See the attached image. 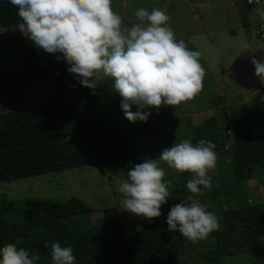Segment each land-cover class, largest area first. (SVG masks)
I'll list each match as a JSON object with an SVG mask.
<instances>
[{
	"label": "trees",
	"instance_id": "obj_1",
	"mask_svg": "<svg viewBox=\"0 0 264 264\" xmlns=\"http://www.w3.org/2000/svg\"><path fill=\"white\" fill-rule=\"evenodd\" d=\"M252 6L246 3L247 10ZM17 13L9 0H0V27H17L21 23ZM21 65V74L0 78V97L23 93L29 81L46 77L55 81L57 97H53L48 113L25 108L0 112V182L61 174L94 164L108 166L116 161L126 178L128 168L139 163L137 156L153 147L144 129L130 128V123L114 117L111 112L118 101L101 110L95 90L82 87L68 72L67 64L51 62L45 66L33 49L25 48ZM217 122L214 117L200 124L201 135L192 143L204 139L214 143L216 151L224 148L228 140L232 141L230 155L236 181L221 183L233 188L235 183H241L238 171L243 170L244 179L250 180L258 168H264V142L247 143L253 140L250 128L258 123L256 118L235 119L231 134L219 132ZM64 124L78 129V141L63 139ZM123 125L129 131L115 129L124 128ZM139 140L149 147H138ZM220 191V186L209 190L210 200L220 197ZM243 201L244 196L238 208H216V212L205 207L218 216L220 225L209 236L215 244L205 253L207 263L216 264L222 256L259 249L264 244V204L245 205ZM168 212L162 211L160 218L146 220L144 225L128 230L117 207L103 210L99 213L101 219L96 221L92 219L96 212L75 197L64 202L40 199L15 202L1 195L0 247L15 243L18 248L35 252L40 257L37 264H52L53 243L71 246L76 257L74 264H179L174 252L179 255L181 246L189 241L167 230Z\"/></svg>",
	"mask_w": 264,
	"mask_h": 264
},
{
	"label": "rangeland",
	"instance_id": "obj_2",
	"mask_svg": "<svg viewBox=\"0 0 264 264\" xmlns=\"http://www.w3.org/2000/svg\"><path fill=\"white\" fill-rule=\"evenodd\" d=\"M256 1L257 3L247 10V0H112L113 10L122 16L125 27H131L137 22L135 12L141 7L149 11L157 7L164 10L171 18L170 26L175 32L176 39L183 40L190 50L200 53L199 62L205 69V76L203 90L193 101L175 108L162 106L158 110L144 109L150 112L147 122L137 120L135 123H130L125 119L120 107V97L112 91L111 81H101L95 89L99 108L103 110L109 104L118 101L119 104L111 112L115 114L114 117H120L124 123H130V128L138 126L139 129L140 126L144 129L145 137L152 138L151 146L155 149L170 148L174 143L184 139L193 142L195 137L201 135L200 124L214 115L219 118L227 117L224 122L220 120L217 122V130L223 132L232 129L231 121L234 119L243 120L245 116L256 118L258 123L250 128L253 140L247 143L251 144L258 140L264 142L261 135L264 134L262 133L264 119H261L264 117V103L261 102L264 101V82L256 77L254 66L251 64L252 57L256 55H260L257 60L264 59V56L258 53L259 47L263 46L264 49V35L260 37L257 34L258 22L264 18L252 12L253 9L264 10V0L254 2ZM235 4H240L245 12L244 20ZM244 23L247 25L246 28ZM260 23L262 25L259 29L264 34V21ZM25 48L33 49L39 61L45 66L51 62L67 64L60 54H49L36 48L33 42L21 33L18 26L0 27V78L21 74L23 71L21 53ZM53 97H57L55 81L46 77L30 83L23 93L0 97V112L25 108L40 114L48 113L52 109ZM191 104L195 107L192 109L195 110L193 118L197 119L194 122L187 116ZM131 110L135 112L137 108L133 106ZM192 124L198 126L188 127ZM123 127L115 129L129 131L128 126L123 125ZM62 131L63 139L73 143L79 140L78 129L73 125L64 124ZM95 132L98 133V129ZM230 142L231 140H228L227 143ZM133 144L135 146L134 142ZM137 146L149 147L143 141L138 142ZM137 159L139 163H143L146 157L137 156ZM243 172V170L238 171L237 177L241 183H235L233 188L231 184H220L221 196L213 201L210 200L212 195L209 190H203V194L195 195L194 199L200 200L203 206L209 207V210L214 209L215 212L216 208H238L240 198L243 196L242 203L245 205L258 202L264 204V169L258 168L255 177L253 176L254 179L250 180L244 179ZM117 173L121 174L117 165L103 167L101 164H94L61 174L4 181L0 182V196L4 195L7 201L15 202L27 199L64 202L75 197L96 212L92 219L97 221L100 217L99 213L114 204L108 193L114 183L115 187L117 185L119 177ZM212 173H224L226 181H236L233 168L225 163L216 165L210 174ZM221 177V175L211 177L213 187H217ZM253 189L257 191L258 196L255 197L257 194L251 196ZM129 220L132 222L130 218ZM130 222L128 220L125 222L128 230L131 229ZM214 244L215 242L210 238L195 245L188 242L181 246L178 252L180 254L176 256L177 252H174L173 257L176 261L178 257L179 264H210L205 260V253H208ZM216 264H264V244L259 249L222 256Z\"/></svg>",
	"mask_w": 264,
	"mask_h": 264
},
{
	"label": "clouds",
	"instance_id": "obj_3",
	"mask_svg": "<svg viewBox=\"0 0 264 264\" xmlns=\"http://www.w3.org/2000/svg\"><path fill=\"white\" fill-rule=\"evenodd\" d=\"M9 2L18 9L21 33L36 48L60 54L82 87L95 90L101 81H111L130 123L147 122L150 112L144 109L183 106L203 90L205 69L199 62L200 53L176 39L170 16L158 7L151 11L139 8L137 22L125 27L122 16L113 10L112 0ZM259 15L264 18V10H259ZM257 34L264 35L260 29ZM251 64L256 77L264 82V59L253 57ZM133 106L137 111L131 110ZM215 148L204 139L196 144L184 139L165 148L158 159H146L128 168L126 178L117 179L123 211L149 221L162 215L160 209L171 196L172 184L171 180L165 182L163 162L176 173L190 174L185 188L192 194L171 207L167 230L193 245L207 240L219 230V218L193 196L213 187L210 173L217 164ZM50 255L52 264H74L76 260L72 247L59 243L51 245ZM39 259L37 253L15 243L0 247V264H37Z\"/></svg>",
	"mask_w": 264,
	"mask_h": 264
},
{
	"label": "crops",
	"instance_id": "obj_4",
	"mask_svg": "<svg viewBox=\"0 0 264 264\" xmlns=\"http://www.w3.org/2000/svg\"><path fill=\"white\" fill-rule=\"evenodd\" d=\"M248 1V0H247ZM255 1V0H254ZM248 3V2H247ZM237 4H235V6H236ZM239 6H240V4H239ZM262 10V9H261ZM252 12H256V15H258L259 16V11L258 10H252ZM243 17V16H242ZM261 17V16H260ZM262 21H264V20H261V21H259L258 22V24L260 23V22H262ZM261 25H262V23H260ZM259 24V25H260ZM259 25H257V27H259L260 28V26ZM259 28H257V30L259 29ZM264 49H263V46L262 47H259V52L258 53H261L262 54V56H264V51H263ZM260 55H256V59H258V57H259ZM253 58V57H252ZM262 103H264V101H261ZM192 105L193 104H191V108L190 109H188L189 111H187V116L188 117H190L191 118V120H192V122H194L195 120H197V119H195L194 120V118H193V114H195V110H192L193 108H195V107H192ZM182 110L183 111H186L185 109H183L182 108ZM245 113V112H244ZM243 113V114H244ZM232 115L234 114V113H231ZM216 118V119H218V121L220 120L221 122H224L226 119H227V117L226 116H223V117H221V118H219V116L218 117H216L215 115L214 116H212V117H210V118ZM201 118V117H200ZM209 118V119H210ZM235 120V119H234ZM233 120V121H234ZM233 121H231V124H232V122ZM202 122V121H201ZM200 122V123H201ZM227 122V121H226ZM200 123H198V124H200ZM195 124V123H194ZM194 124H192L191 126L190 125H188V127H192V126H198V124H196V125H194ZM231 128L229 129V131H227V133H230L231 134ZM219 132H223V131H219ZM147 138V137H146ZM148 139V141H149V145H152L151 144V142H150V140L152 139V138H147ZM229 145H230V147H229ZM232 147H233V143H232V141L230 142V143H227L226 144V146L224 147V148H222V149H220V150H218V151H216V153H217V164L216 165H219L220 163H225V164H227L228 166H230L231 168H233V170L235 169V164H233L232 162H231V152L230 151H232ZM162 150H164V149H155V147L153 146L152 148H150V149H148V150H146L143 154H141L140 156H143V157H146V159H153V160H155V159H158L159 157H160V155H161V153H162ZM233 152V151H232ZM145 161V160H144ZM232 164H233V166H232ZM112 165H117V166H119L120 167V170H121V174L120 173H117L116 175L117 176H119L120 178H124L123 176H122V169H121V166H120V163L118 162V161H116V162H111L108 166H106V167H109V166H112ZM161 166L162 167H164V169H165V182H167L168 180H171L172 181V184H171V186H170V193H171V196L169 197V199H168V201H167V203H165L164 205H162L161 206V212L163 211H170V209H171V207H173V206H175L176 204H179V203H182L183 201H184V199L188 196V195H192V194H190V193H187V191H186V188H185V185H186V182H187V180L190 178V174L189 173H184V174H179V173H176L174 170H172V169H169L168 167H167V165L166 164H164L163 162H161ZM104 167V166H103ZM264 169V168H263ZM111 170V169H110ZM214 174H216V175H214ZM222 176L221 177V180L219 181V183H217L218 184V186H220V184H223V183H221L222 181L224 182V181H226L227 179H224L225 178V175H224V173H212V174H210V176L211 177H218V176ZM255 175H256V173H255ZM255 177V176H254ZM224 179V180H223ZM254 179V178H253ZM228 182H232V181H228ZM117 187H118V185H116V187H115V183H114V185L113 186H111V188H110V192L108 193L109 195V198H110V200H112L113 201V206L112 207H117V209L119 210V213H120V217H121V220H122V222H123V224L125 225V222L128 220L129 222H130V220H129V218L132 220V222H130V224H131V228L133 227V228H136V227H138V226H141V225H144L145 224V222H146V220L147 219H143V218H140V217H137V216H134V215H132V214H130V213H128V212H125V211H123V209H122V207H121V205H120V200L122 199V196H121V194L118 192V190H117ZM212 188H215V187H212ZM253 194H257V195H255V197L256 196H258V193H257V191L255 190V189H253L252 190V194H251V196L253 195ZM176 195H178V196H176ZM193 198H194V196H193ZM117 203H118V206H117ZM258 203H261V202H258ZM125 217V218H124ZM160 218V217H159ZM156 219H158V218H156Z\"/></svg>",
	"mask_w": 264,
	"mask_h": 264
},
{
	"label": "water",
	"instance_id": "obj_5",
	"mask_svg": "<svg viewBox=\"0 0 264 264\" xmlns=\"http://www.w3.org/2000/svg\"><path fill=\"white\" fill-rule=\"evenodd\" d=\"M236 9H237V11L239 12V14H240L241 16H243V10H242L241 7L239 6V4L236 5ZM36 81H38V79H34V80H32V81H29L28 83H29V85H30V83H34V82H36Z\"/></svg>",
	"mask_w": 264,
	"mask_h": 264
}]
</instances>
